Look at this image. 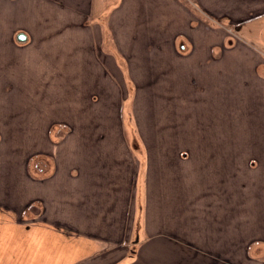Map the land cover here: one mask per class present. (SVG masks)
Masks as SVG:
<instances>
[{
    "label": "crops",
    "instance_id": "0c3cea01",
    "mask_svg": "<svg viewBox=\"0 0 264 264\" xmlns=\"http://www.w3.org/2000/svg\"><path fill=\"white\" fill-rule=\"evenodd\" d=\"M117 55L187 119L145 167L91 92L77 105ZM0 150L24 184L0 190V264H264V0H0Z\"/></svg>",
    "mask_w": 264,
    "mask_h": 264
},
{
    "label": "rangeland",
    "instance_id": "374dc122",
    "mask_svg": "<svg viewBox=\"0 0 264 264\" xmlns=\"http://www.w3.org/2000/svg\"><path fill=\"white\" fill-rule=\"evenodd\" d=\"M185 3L187 4L188 2L185 1ZM191 8L195 7L192 5ZM199 14H201V12ZM202 16L204 19L211 18V15L209 16L203 14ZM210 22L219 25V27H221V31L224 34L226 32L231 33L232 35L233 33H235L236 27L231 24L232 22L221 23L218 20H211ZM100 57L104 58L102 59V61H106V56L100 55ZM116 58L118 61H121L123 66L122 69L125 70V75L122 71V76L121 71H119L118 69H106L104 71L98 72L99 75H102V79L96 81L97 84L100 85L96 84L94 87L79 88L80 94L78 97L77 105L88 106L89 104L87 103V101L84 102V97H87L86 95L91 92L90 95H92L95 102V108L93 107L95 114L97 115V112H99L101 115L106 116L105 119L99 118L98 121L96 120L97 124L95 125H100V123L104 124L105 122L106 124L104 125H109V127H122L123 125L124 128L125 126L128 128L129 132H131V129H133V132L135 130L137 136H139L138 139L141 142L140 144H142L146 157L150 152H152V150L150 151V149L154 148L155 145L168 146L169 144L173 146V144L179 143L178 145H176L177 147L183 146V124L187 119L185 118L186 120H184L183 117L185 116V114L183 111H181V109H174L175 105L181 108V104H177L173 100L171 102L155 104L153 101L155 96L152 97V81L150 80L142 85L141 90L139 91V95L136 94L135 96L136 85L131 80L129 73L126 72L124 62L118 55ZM99 60L101 61L100 58ZM116 74H118V76ZM122 77H124V81L122 80ZM82 89L89 91H82ZM163 91L166 95L167 88L165 87V90ZM169 96L172 98V92L169 93ZM125 98H127V102L124 105L125 107L127 106V111L125 112L124 118H122L121 107L123 106V100ZM161 108L164 110L163 112L158 111L161 110ZM188 116L189 114L186 115V117ZM59 128L60 129H58L57 131L52 130L53 134L49 135L50 141L54 144L58 143V141L63 137V131L68 130L67 128H63L60 126ZM71 138L72 136L68 137L69 142L71 141ZM135 143L137 142L135 141ZM48 146L50 148H55L50 145ZM139 146L141 145H138V147ZM19 155L20 153L17 150H14L13 152L9 150H0V190L16 192V196L18 198L23 196L24 193V184L19 181L20 179H22L20 175V168L17 164ZM40 158L44 157L41 156ZM34 160H36V157L32 159V162ZM50 162L51 161H48V164ZM52 166L53 163L51 162L49 169L51 168V170L53 171ZM42 211L43 207L41 208L38 202H34L30 204L29 209L25 210V214L30 215L31 213L39 217ZM249 249V256H252V258H254L255 260H257L258 258L264 260V242H254L251 244ZM225 260L229 262L228 264H236L233 262L231 257L224 259L223 264H227Z\"/></svg>",
    "mask_w": 264,
    "mask_h": 264
},
{
    "label": "trees",
    "instance_id": "16d2710c",
    "mask_svg": "<svg viewBox=\"0 0 264 264\" xmlns=\"http://www.w3.org/2000/svg\"><path fill=\"white\" fill-rule=\"evenodd\" d=\"M131 119V118H130ZM129 122H130V120H129ZM131 127H133V126H131ZM131 136H132V140L134 141H132V145H133V147H134V149L136 150V151H138V153L141 155V159H142V164H143V167H145V162H146V156H145V154H144V150H143V147L142 146H139L138 147V145H141L140 143V141H139V139H138V137L139 136H137V133L135 132V130H134V132H133V129H131ZM135 141L137 142V143H135Z\"/></svg>",
    "mask_w": 264,
    "mask_h": 264
},
{
    "label": "water",
    "instance_id": "95a60500",
    "mask_svg": "<svg viewBox=\"0 0 264 264\" xmlns=\"http://www.w3.org/2000/svg\"><path fill=\"white\" fill-rule=\"evenodd\" d=\"M18 38L19 39L25 38V35L24 34H19Z\"/></svg>",
    "mask_w": 264,
    "mask_h": 264
}]
</instances>
